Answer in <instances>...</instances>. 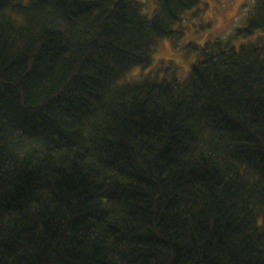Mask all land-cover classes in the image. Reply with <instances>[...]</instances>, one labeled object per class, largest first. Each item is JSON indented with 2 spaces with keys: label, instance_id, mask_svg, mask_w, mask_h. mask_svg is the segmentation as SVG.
Returning a JSON list of instances; mask_svg holds the SVG:
<instances>
[{
  "label": "trees",
  "instance_id": "16d2710c",
  "mask_svg": "<svg viewBox=\"0 0 264 264\" xmlns=\"http://www.w3.org/2000/svg\"><path fill=\"white\" fill-rule=\"evenodd\" d=\"M202 1L0 0V264H264V0L129 76Z\"/></svg>",
  "mask_w": 264,
  "mask_h": 264
},
{
  "label": "rangeland",
  "instance_id": "374dc122",
  "mask_svg": "<svg viewBox=\"0 0 264 264\" xmlns=\"http://www.w3.org/2000/svg\"><path fill=\"white\" fill-rule=\"evenodd\" d=\"M143 1L146 11L153 13L154 0ZM251 5V0H203L198 7L187 12L183 23L177 27L184 32V36L176 41L162 42L155 53L156 65L145 70L136 68L129 75L130 78L151 71L163 72L169 65L176 66L180 75L185 76L198 59L195 54L187 52V45L190 42L204 44L215 39L226 40L237 28L244 26ZM257 39L250 37L241 42H254Z\"/></svg>",
  "mask_w": 264,
  "mask_h": 264
}]
</instances>
